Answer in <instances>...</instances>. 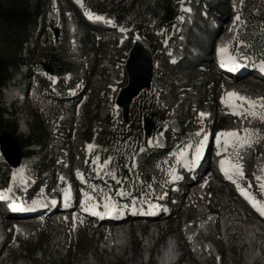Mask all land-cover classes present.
<instances>
[{"label": "rangeland", "instance_id": "obj_1", "mask_svg": "<svg viewBox=\"0 0 264 264\" xmlns=\"http://www.w3.org/2000/svg\"><path fill=\"white\" fill-rule=\"evenodd\" d=\"M2 1L4 3L8 2L7 0ZM24 1H27L32 7H35L37 5L39 6V8H42L43 15L42 18L38 21V26L35 27L31 25L29 27L31 37L29 36L30 39L28 38V43L24 44L23 46L22 55L28 57V60L30 61L28 67L25 68L21 66L19 70L14 71L11 80L2 91L4 107L7 111L4 118L11 124L16 123L19 132L23 135L24 140H28L31 137L33 139L34 136H31V133L34 129V126L37 125V119L34 115L35 111L46 113L47 110H52L53 112H55V108L57 106L66 108L68 105H70L72 109H75L74 115L72 114L73 112H70V120L65 121L64 124L60 121L59 116L56 122L57 131L54 132V135L56 136L52 140H46L44 145H41L38 143L39 140H36L39 139L41 135L39 133H36V136L34 138L35 142L31 143L33 144L31 147H28V149L30 148L31 151H38V157L33 158L31 157L32 153H30L31 159L38 160L39 157L43 156L44 160L41 163L43 175H45L50 170L48 177L49 179L45 184L48 185V187H51L53 178L55 179L57 173L61 172V169L58 167V164H61V158L59 157L60 155H57L58 153H60V151H58L59 146L62 145L63 150H65L64 152H61L64 160H67L66 158H68L69 163L70 161H73L76 165L83 166L85 163L84 161L87 160L89 155V142L87 140V136L90 128H92V131L94 129H97L98 126L100 128H106L103 119L107 116V113L112 115V121L114 125L111 126L114 127L115 131H118L117 127H119L121 123L126 125H129L130 123L129 120H127V116L124 117V109L118 104L117 101H115L116 95L112 90H110L111 83L108 79L104 80V77L107 74V70L101 68V65L104 62L103 55L105 54V52H107L106 49H109L111 45L99 43L95 39V31L87 28L83 24H80L82 32L85 35L88 34L87 37L85 36L83 42L76 40L75 38L73 46L68 39V17L70 13H75L76 7L79 4V0ZM224 1L226 2L221 4V0H196L194 6L195 14L199 15V13H202L203 11L206 14L219 12L220 14H225L227 17L230 15L232 17L236 16L231 11V3H235L237 0ZM209 2L211 3L210 5H208ZM87 3L88 5H92L93 7H95L100 12L99 16H102V14L107 13L113 9H115V15L120 16L121 19L124 18L126 13H130L131 16L127 23L132 27L129 30L125 31L126 36H129V38L133 37L136 31H141L142 33L146 34L147 43L150 45L152 50V52L151 50L150 52L156 58L157 63L160 64L162 73L161 79L158 81V84L155 83L153 86H151L152 89H148V91H153L154 93H157L159 95V102L161 103L162 108L169 111V119H172L174 116H172L170 103L174 106L173 109L176 108L175 106L179 105L176 103L179 102L178 98H180L181 95H175L174 92L176 87L173 86V83H175L174 80L178 79L179 76L174 80H172L173 78H171L172 72H177V67H171L169 64L170 62L168 63L167 61L170 55H176L177 52L174 51V47L170 49L171 45L173 46V42H168L167 40L173 39L176 42L178 38H181L182 36L181 31L186 32L187 28L183 26V28L177 29V26L182 23L181 18L178 19L177 24L171 30L168 28L167 24H165L164 27H161L162 25L159 26L160 22L156 23L154 21V13H157L161 16L162 14H164V7L167 6H171L173 9L176 8L178 10L177 4H180L181 0H87ZM226 5H229V7H227ZM242 5V7H244L242 10V16L245 22V25L242 28V30H244V34L242 35V37L245 39L246 44L252 46V44H254V36H256L257 33L264 36V0H250L248 3L246 2ZM60 18L62 20L61 22H59ZM78 21H80V17ZM51 28L59 31L58 40H55L54 34L51 32ZM218 29L219 32L221 31L224 33L225 24L222 26L219 23ZM197 32L202 33L200 29H197ZM119 38L120 35H118V39ZM76 42L78 45H81L83 43L82 49H79L82 53L81 59L83 58L81 64H84V66L90 65L91 69L94 72L100 73V75L103 77V80L96 81L91 93H86L85 95H83L81 102L78 103L77 106L75 104V101L68 104L65 103V101L67 100L64 99V102L58 103L53 98V96L47 97V93L40 94L38 91H43L44 88L49 90V85H35L36 83L32 84L31 82L32 79L37 81L36 77L33 78V73L36 72L37 69L41 68L45 57H50L56 47L60 49L58 55H60L61 61L66 63L67 65H70L71 70L74 69L75 72H78V67H71V63L73 61H80L79 57L73 53V49H75L76 47ZM131 44L132 43L129 40L123 44L120 43V40H118L117 44L113 46L114 49L111 51L115 53V55L113 56L114 65L126 66ZM8 49L10 50V48L6 44L2 46V51H7ZM208 49H210V46ZM243 49L245 48L243 47ZM247 49L251 54V49ZM208 52L211 55L213 51L211 50L204 52L203 67L206 66L209 72L206 73L202 69L195 70L197 74H203L204 76H206V81L208 84L206 86L208 87L205 88L207 92L205 94L206 96L204 97V100H210V103L206 102V104L203 103L201 106H203V110H206L207 112L208 110H214V107H216L217 105V99H220V97L214 96V86L220 87V79L225 80L224 77H220L219 75H217L214 71L215 69L210 65V62L207 63V61L205 60V54L207 55ZM72 56L74 57L72 58ZM206 57L209 58L210 56ZM260 57L264 60V51L260 54ZM167 64L171 68H169ZM185 68L186 70H188L187 67ZM40 71L43 72L42 69ZM180 75H186V72L181 73ZM183 77L185 78V76ZM127 79L128 77L126 73L124 82L121 85L124 86L127 82ZM241 82L255 83L254 80L251 82L242 81V79ZM228 88L230 87L227 86V89ZM189 89L191 90V87H189L188 90ZM177 91L180 92V88H178ZM12 93H14V95H12ZM173 93L174 95L172 97L171 95ZM262 93H264V90L262 91ZM191 99H194V97H190L188 102ZM25 100L26 103L23 107L21 106L22 109L20 111H17V113H11L15 110V107L20 108L19 105L23 104ZM181 104L182 105H180V108L182 111L179 116H182L186 113V107L184 105L185 103ZM130 106L131 103L129 104V107ZM246 109L248 111V108ZM253 110L257 113V115L253 116L247 113V117L241 118V123L246 126L245 129L258 130L259 135L256 138L259 139V142L253 143L251 146L235 145V152H233L237 155V157L247 155V153H244L242 151L243 147H247L248 151H252L253 149H255L252 151V153H254V151L259 152L258 154H255L252 168L254 167V165H260L261 161H263L264 163V121L260 119V115H264V108H261L259 105H257ZM193 113V116H195V113H197L196 115L197 118H199V122L190 123L191 118L190 116H188L187 118H185V125L180 126L183 128V135L193 136L194 142H198L203 132H206L208 128V122H205L203 120V122L201 123L200 113ZM221 115H223V113H218V116ZM207 118L211 120L210 127L214 133L218 130L219 126H221L220 123L222 120H220L219 117L215 121V119L211 118L210 115L207 116ZM246 118L249 119L246 121ZM96 119L99 120V123L93 122ZM221 119L225 120L224 118ZM238 120V118H233L232 121ZM248 121H250L251 124H247ZM198 123L200 124L198 125ZM51 125H54V122L51 121ZM60 126H65L66 128L64 129V137L62 139L58 137L60 133ZM196 133H200V135L197 136ZM164 135L166 138L168 137V142L170 143V145L174 144L175 141L179 142L178 145L184 141L181 137H174L173 134L166 133ZM244 136L245 133L239 134V139L243 140ZM191 138L192 137H189V139ZM189 144L191 145L192 143L190 142ZM175 147L176 150L181 149V146ZM28 149H26V151H28ZM146 160L150 161L151 163L153 162V164H159L158 168L152 170L154 174V176H152V179L148 180L151 184H153L152 186L155 187L156 184L161 183V180L164 179L166 172L159 169L161 167L162 161L156 155L148 156L146 157ZM150 162H146L148 163V166L151 165ZM109 168L111 169L110 165ZM256 168L259 167L257 166ZM72 170L71 174H74L76 172L75 166ZM132 170L134 172L133 168ZM6 171L7 168L0 167V183H3L5 180L8 174V172ZM149 171L150 170L141 171V176L138 172H134L133 176L134 181H136L135 192L142 194V196L148 195V202L151 201L150 196L152 195V192H154V189L148 190V187L144 186L149 182L143 177V175L145 173H148ZM88 172L89 174H91L93 171L89 169ZM202 174H204V171L202 172ZM160 177L162 179H160ZM42 179L43 176H41V178L39 179V184H42ZM207 180H209V178H207ZM145 181H147L148 183L146 184ZM131 183H133L132 180ZM131 183L127 184L126 188L129 187ZM221 184H223V182H216L215 187L213 189H210L209 195L211 196V207H214L215 210L221 212L222 216L219 214L218 215L220 216L221 221H223L224 223V221L227 220L224 215H228L226 213L228 212L226 210V208L228 207L226 206L233 193L229 190V187L232 188L230 185L228 186L225 184L226 187H224L221 186ZM91 187L97 193L105 192V188L103 187H98L96 185ZM184 190L187 189L185 188ZM187 191L189 192V190ZM191 198L192 201H194V198ZM191 198L190 196L187 197V202H184V200L181 199L180 206H173L175 214H172L171 217L169 216V218L166 219L167 222L165 221L161 223L162 225H164L162 226L164 228L159 233V236L163 237V240L170 236V234H172L173 236L177 235L181 238H179V241L182 240V242L184 243V249L188 251V255L187 257H185V260H188L187 263L191 262L190 258H194V256H192L193 249L191 245L185 241L186 238H184L183 231L180 230L183 223H195V227H198V225L202 223L198 221L200 220V218L198 217V211H201L203 209V205L207 202V200H205L203 204L199 202V204L194 205V203L190 201ZM179 210L181 211L180 213H178ZM223 210L225 211V214ZM74 214H77V211H75ZM243 221H247V219ZM9 222L12 223L11 221ZM31 222L35 224L29 232H27V230H23L21 232L14 231V233L10 237L9 244H7L5 249H0V264H142L143 262H147V245H152L153 241L155 240V238L151 239L149 226L156 225L152 224L150 220H141L128 224L127 227L124 228L128 233V235L126 236L127 247L125 249L124 246H120L115 253L103 249L104 243L102 241H106L105 237L107 236V234L109 235V230L102 229V227L96 226L86 219L81 220L77 216L75 217V219H72V217H70L68 218V221L64 223V228H58V223L54 220H50L48 222ZM236 222L237 221L235 220V222H233L232 224H236ZM129 229L132 231V233L129 232ZM140 231L144 235L141 236ZM217 231L220 230L217 229ZM121 232L119 231V233ZM102 236H104L103 239ZM66 240L68 242L67 245H65ZM197 240L199 241L198 238ZM210 241L215 242L217 244V248H219V251L223 253L222 264H248L250 255L252 254L251 251L246 247H241L237 248V253L231 252L228 247V243L225 240V234L223 235V237L218 234L216 238H213V235H211L206 237L205 239H202L205 247L206 245L210 244ZM122 242H124V240H122ZM118 245L121 244L119 243ZM234 245L235 247H238L240 245V242L237 240L235 241ZM155 249L157 250L158 246H156ZM156 252V254H158L159 250ZM209 253L211 257L207 259L208 256L204 255V261H202L201 264H219V261L217 260L216 254L213 252V250H211V252ZM156 254L155 258L149 264H158V256ZM262 259H264V256H262Z\"/></svg>", "mask_w": 264, "mask_h": 264}, {"label": "bare ground", "instance_id": "obj_2", "mask_svg": "<svg viewBox=\"0 0 264 264\" xmlns=\"http://www.w3.org/2000/svg\"><path fill=\"white\" fill-rule=\"evenodd\" d=\"M221 1H222L221 4L224 3V2H226L224 0H221ZM249 1L250 0H237L234 3V4H237L240 7V9L237 10L236 12L235 11L232 12L236 16L232 17L230 15L229 18L231 20L232 19L235 20L237 18V16L239 15L240 20L239 21H235L234 24L232 23L231 20L229 21V23H226L224 33L220 31L219 36H217V34L219 32V30H218L219 23H217V21H215V20H214V22L216 23L215 25L205 24V25H202V26L196 25L195 24V21H193L194 22V26H195V30L200 29L202 31V33L201 32L196 33L195 31L192 30V26L191 25L193 24V22H191L190 24H188L189 26L188 25L186 26L187 31L186 32H183L182 39H180L184 43L182 42L183 45H182L180 51H177V57H176V61L177 62L176 61L173 62V64L179 63L181 65L180 66H175V65H171L168 62L171 67H177V69H176L177 72L176 73L175 72H172V74H171V78H173L172 80L178 78V76L180 78V79L178 78V79L174 80L175 83H173L174 84L173 86L176 87L175 92H174L175 95L176 96H180L181 95L180 98H178V101L179 102H177L176 104L182 105L181 103H186L188 97L191 95V90L190 89L189 90L187 89L186 91H181L180 90V92L177 91V89L180 88L181 82L183 81V79H181V75L180 74L186 72V68L184 67V65L194 66V65H199L200 64V67L203 68L204 52H207V51L212 50L213 52H212L211 55L209 53L207 55L205 54V60L207 61V63L208 62H211L210 65L214 69H216L215 63H214L216 60H214V55H213L214 54V51H215V43L217 41H220V42H223L226 45L230 46L229 40H231L232 38H231V34H227L226 33V30L227 29H229L230 27H231V30L232 31H235L236 29H238L237 41H239V43H240V49H241V47H244L243 45L248 46V44L245 43V39L242 37V35L244 34V30H242V28L245 25L244 24L245 23L244 22V18L242 16V10L244 8V7H242L243 6L242 4H244L246 2L248 3ZM226 6L229 7V5H226ZM238 6H236L237 9H238ZM89 8H90V6H89ZM193 14H194L193 12H190V15L189 16L192 17ZM196 15L197 14H195V16ZM79 17L80 16L78 14V11H75V13H73V14L70 13L69 14V17H68L69 18L68 19V22L70 23L71 20H74V21L79 20ZM195 19H197V17H195L194 20ZM88 24H91V23H88ZM106 24H107V26L109 25L108 23H106ZM222 24L223 23L220 22V25H222ZM228 24H230L231 26H229ZM83 25H85L87 28H90L92 30L95 29V27L92 26V25H86V23H84ZM191 30L193 31V33H192ZM215 36H217V37H215ZM184 38H188V39L184 41ZM68 39H69L71 45L74 46L75 35L72 32V30L68 33ZM125 39H127V40H125ZM119 40H120V43H122V44L129 40L132 43L131 44V47L134 46V45L135 46L136 45L141 46L150 55L151 65H152V81H151V86H153L155 83L158 84V81L161 79V74H162L161 73V69H160V64L157 63L156 58L151 53L152 50H151L150 45L147 43V41L138 38L135 34L133 35V37H130L129 38V36H126L125 31L124 32H120V38H119ZM170 40H171V42H173V46L171 45V47H174V46H177L178 45V41L175 42L173 39H170ZM230 42L232 44L234 42L233 39ZM209 46H210V49H208ZM79 47H83V46L78 45V46L75 47V49L77 51V53H76L77 56L80 58V56H81L82 53L79 50ZM113 49L114 48H113L112 45H111V47L109 49H106V51L109 52V53L105 52V54L103 55L104 62H103L102 65H104V66L101 65V68H103L104 70H107V74L104 77V80L105 79H108L109 80V82L111 83L110 90H112L114 92V94L117 95V92H118L117 89L119 90L123 86L121 84L124 82V78L126 76V66L125 65H122V66L114 65V57L113 56L115 55V53L111 51ZM150 50H151V52H150ZM230 50H232V47L230 48ZM193 52H196V53L193 54ZM241 52L242 51L239 50V52L237 53V55H240ZM206 56H210L209 57L210 59L207 58ZM211 58H212V60H211ZM207 59L208 60H211V61H208ZM229 64L231 65L232 63H229ZM170 66H169V68H171ZM206 69L207 68L205 67L202 70L205 71L206 73L209 72V70L208 69L206 70ZM245 72L246 73L248 72V73H251V74H257L258 73L256 67H247L245 69ZM202 75L203 74H201V76ZM190 76H191V74H186L185 75V78L188 79ZM98 80H103V77L100 75V73H96L94 71L92 73V71H91V74H90L88 72V77L86 79H84V84L85 85L87 84V88H88V92L89 93H91L94 84ZM253 80H254L255 83H250V82H248V83L247 82L246 83L244 82L243 83V82H241V79H239V77H236V80H234L232 83H227V85L223 83V87L222 86H220V87L214 86L215 87V90H216V91L214 90V96L215 97H217V96L218 97H221V96L222 97H225V93L227 94L226 96H229L230 93H237V94H239V96L247 97L248 99L256 102L257 105H260L262 102H264V95H262L264 93H262V91H261V89L264 90V88H262V86H261L262 81H260V80H258L256 78H253V77H247L245 79H242V81H251V82ZM257 83H259L260 85L257 84ZM227 86H229L230 88L236 87V89L233 90L232 92L227 93V90L230 89V88L227 89ZM223 88H225V89H223ZM200 91L201 90H199L198 92H200ZM174 93L171 95L172 97H173ZM12 95H14V93H12ZM23 99H24V96H23ZM228 101H230V99ZM197 102H198L197 99H195V100L194 99H191L185 105L187 106V109H190L191 107L192 108H195ZM261 108H264V107H261ZM191 111L192 110H187V112H189L188 114H189V116L191 118L190 119L191 120L190 123L199 122L198 121L199 118H195L193 116L194 113L191 112ZM107 112H109V111H107ZM203 114L204 115L200 117V122L201 123L203 122V120L206 122L207 112L206 113L203 112ZM212 114H213L212 116H214V112ZM109 116H112V115H110L109 113H107V116L103 119V121L105 122V126L106 127H109L107 125V121H106ZM219 117H220V120H222V121L220 123L221 126H219V128L217 127L218 128V130H217V133L218 134L219 133H222V132H231V131H236L238 134L245 133V127L246 126L241 123L242 122L241 120L240 121L239 120L238 121H231V120H233L232 117L231 118H226L225 116H217V114H216V120ZM175 118L176 117H173L172 119L169 120V122H166L164 124V128L167 129V128L173 127L175 129H177L178 128L177 126H179V125H176ZM221 118H224L225 120H223ZM248 119L249 118H246V121ZM64 120L65 121H69L70 120V117H68V118L65 117ZM199 124L200 123H198V125ZM222 124H223V126H222ZM247 124H251V122L248 121ZM247 128H248V126H247ZM153 139L154 140L157 139V136L154 137ZM158 139H159V137H158ZM163 144L164 143L161 142L159 145H163ZM165 146L166 145L159 146L156 149H157V151H161V150L165 149ZM253 150H255V149H253ZM252 151H248V154L245 155L246 157L243 156V155L241 157H237L236 154L231 155L229 153L228 155H224L223 158H222V160L229 161L232 165L242 166L243 176H241V175L240 176L242 177V180L244 181L243 184L244 185H247V187L249 189H250V187H252L253 190H254V194L256 196H258L259 195L258 194L259 192H258V187L256 186V184L257 183H261V181L260 180H257V178L254 176V168H255V165L252 168V163L254 162L255 154H258L259 152L254 151V153H252ZM233 152H235V150H233ZM143 156L144 155L142 153H140V156L137 158V160L135 162L138 163L143 158ZM185 157H186V155L184 156V159H185ZM1 161H3V163L5 164L1 168H7V171L6 172H10V173L13 172V173H17L19 175H22V174L27 173L28 170H30V168H31V162H32L29 157H25V158H23V160L21 161L20 165L17 168H13V167L7 165V163L5 162V160H4V158H3L2 155H0V162ZM84 162H85L84 163V165H85L86 164V161H84ZM146 162H148V161H146ZM146 162L140 164V167L143 168V171L149 170V169H147L149 166H148V163H146ZM210 164H211V162H210ZM84 165L83 166L76 165L73 161H70L69 167L67 169H63L62 170L63 171L62 173L66 174L67 176L68 175L69 176H72L73 173L71 174V170L75 166L76 173H77V171H81V172H83L85 174ZM21 170H23V171H21ZM72 172H73V170H72ZM100 172L101 171L98 170V173L97 174H100ZM210 173H212L211 174V180H217L216 179V173H215V171L213 169H211V172H209V173L205 172V174L203 175L204 178L207 177V175L210 174ZM235 173H238L239 174V172L237 171V169H236ZM152 174L153 173L150 170L148 173H145L143 175V177L148 181V180H151L152 179V176H154V174L153 175ZM100 175L101 176H104L105 174L103 172ZM162 183H163V181L161 180V183H159V184H162ZM225 184L228 185V186L230 185L232 187V188L229 187V190L233 193V188H234L233 183H230L228 181H224L223 182V186L224 187H226ZM149 185H152V184L149 182L145 186L148 187ZM179 187H181V186H179ZM191 188H193V187H191ZM209 188L210 187H206L207 190ZM262 190L264 191V185H263ZM189 192H190V190H189ZM189 192H187V193H189ZM234 198H235V195L233 193L232 194V197H231V201H228V204L226 206V207H228V208H226V210L228 211L226 213L229 215V217L227 218L228 215L225 216L227 220L224 221V223H222L223 224V231H224L223 233L225 234V240L228 243V247L231 250V252H234V253H237V248H241V247L244 248V247H246L252 253L250 255L248 264H264V259H262V256H264V248H263L264 247V228H263V226H261L260 224H258L256 221H254V215H253V218H250V219L248 218L247 221H243V219H241L240 214H236V212H235L236 210L234 211V209L232 208V205L231 204H232ZM181 199L184 200V195H183V197ZM181 199H180V201H181ZM201 201H202V199H200L198 197H194L193 203H194V205H196V204H199V202H201ZM85 202H89V200H85ZM85 202H84L83 199L80 200V204H83ZM0 204L3 205V203H0ZM162 205H164V203H162ZM18 207H20V206H16V208H18ZM47 209H48V211H50L53 208L52 207H49ZM8 210H9V212H11L12 210L14 211V208L13 209H8ZM180 212L181 211L179 210L178 213H180ZM202 212H204V209H202L201 211H199V217L200 218H202V216H203V213ZM22 214L25 216L24 218L28 217L30 219H28V220H23L22 219V221H24V222H22L21 226H19L20 225L19 223H16L18 225H16L13 228V230H22V228H23V230H27V232H29L34 227V224H35V223L33 224L31 221H33L34 218H40V216H36V217L32 218L27 211H22ZM53 216H54V214H51L50 215V217H53ZM237 217H239V219ZM134 219H137V218L130 219L131 221H129L128 223H126V225H124V226H127L129 223H132V222L141 221V220H135L134 221ZM148 220H150L152 224L156 225V226H149V230L151 232L150 233L151 234V239H153L155 237L154 234L156 232L161 231L163 229L161 223L162 222H165V221L159 222L158 221V218L148 219ZM235 220L237 221L236 224H232L233 222H235ZM239 220H240V222H239ZM212 223H213V218L212 217H209V219H207L204 222H202L201 224H199L198 227H195L196 226L195 223L194 224H192L191 222L190 223H183L182 228H181L180 231H183V235H184V238H186L185 241L187 243L190 244V241H192L193 239L197 240V238L199 239V241L201 243L202 242L201 239H205L203 234L207 235V229L209 228V226ZM124 226H121L119 228V229L122 230L121 234L117 233L116 235H113V236L107 234V236L105 237L106 238V241H102L104 243V248H106L107 250H109V252L111 251V252L115 253L116 250L120 246H124L125 249H126V247H127L126 246L127 245L126 236L128 235V233H127V231H125ZM151 229H153V230L151 231ZM129 232L132 233V231L130 229H129ZM198 235H199V237H198ZM103 238H104V236H102V239ZM171 238L172 239H177V241L179 243V248L180 249H182V248L184 249V243L182 242V240L179 241V238H180L179 236H177V235H175V236L171 235ZM122 240H124V242H122ZM237 240L240 242V245L238 247H235L234 243ZM1 242L2 241H0V243ZM119 243L121 245H118ZM210 243H212V241H210ZM164 245H165V242H164ZM195 248L197 250H199V246H197V243L195 245ZM200 248L202 249V251H200V252H202L204 255L207 256V252H210V248L211 247H210V244H209V245H206V247L204 246V248L203 247H200ZM167 252H169V255H171L173 253V249L170 250V251H167ZM218 252H220V251H218ZM185 255L187 257V255H188V251L187 250H186ZM192 256H194V258H190V261H191L190 263L191 264H201V262L204 261L203 260V257L200 258L198 255H196V253L194 251L192 252ZM164 259L165 258L162 259V262L165 261ZM166 261H167V258H166ZM173 262L174 261H172V263ZM145 263L147 264V262H143L142 264H145ZM179 264H182V263L180 262Z\"/></svg>", "mask_w": 264, "mask_h": 264}, {"label": "trees", "instance_id": "obj_3", "mask_svg": "<svg viewBox=\"0 0 264 264\" xmlns=\"http://www.w3.org/2000/svg\"><path fill=\"white\" fill-rule=\"evenodd\" d=\"M4 3L0 0V133L8 132L12 134L22 146L23 156H28L26 149L31 147L35 142L36 133L41 136L38 143L44 145L45 141L53 134L51 121H55L62 111L60 106L55 108V112L47 110L46 113L35 111L37 125L34 126L31 136L24 140L23 135L19 132L16 123H9L5 118L6 109L3 102V89L7 86L12 78L13 72L19 70L23 65L28 64L29 60L22 55L24 44L30 36L29 27L36 26L38 20L42 17V8L39 6L32 7L24 0H7ZM118 24L127 23L129 14L126 13L124 18L108 13ZM164 22L169 28L174 27L177 22L178 14L170 6L164 7ZM141 39H146V34L136 31ZM8 35V36H7ZM7 45L10 50L2 51V46ZM7 49V48H6ZM254 52L261 54L264 50V36L257 33L254 36L252 45ZM59 48L56 47L50 57L46 56L43 65L51 69L53 77H60L70 70V67L61 61ZM42 66V65H41ZM12 72V73H11ZM41 94V93H40ZM39 95V94H38ZM53 104V103H51ZM129 116L131 125L125 132H115L112 129H99L93 140L94 152L100 155L104 160H108L112 168L126 175V180L130 177L129 163L136 149L145 145L147 140L148 128L154 129V134L161 130V123L168 117V113L161 109L158 96L153 91L142 93L131 105ZM87 140H92V133L88 132Z\"/></svg>", "mask_w": 264, "mask_h": 264}, {"label": "water", "instance_id": "obj_4", "mask_svg": "<svg viewBox=\"0 0 264 264\" xmlns=\"http://www.w3.org/2000/svg\"><path fill=\"white\" fill-rule=\"evenodd\" d=\"M55 38L58 31L54 30ZM43 69L51 73V69L43 66ZM128 81L122 87L118 104L123 106L125 112L129 111V104L133 103L140 94L150 88L152 81V65L150 55L138 45L130 48L127 63ZM148 137L153 136V128H148ZM0 152L13 167H18L23 159L21 143L10 133L0 134Z\"/></svg>", "mask_w": 264, "mask_h": 264}, {"label": "snow or ice", "instance_id": "obj_5", "mask_svg": "<svg viewBox=\"0 0 264 264\" xmlns=\"http://www.w3.org/2000/svg\"><path fill=\"white\" fill-rule=\"evenodd\" d=\"M185 11H190V9H185ZM89 18H91V17H89ZM96 19L102 20L104 18L97 16ZM237 19H239V17H237ZM108 22L110 23L111 21H108ZM121 31H125V30L121 29ZM223 51L225 52V54L227 53V49H225ZM228 58H229V60L232 59L230 56ZM230 70L234 71L235 70L234 66L230 67ZM261 70L264 71V68H262ZM229 99L230 100L235 99L236 101L240 102V106H243L246 104L248 106V114L253 115V116L257 115V113L253 110L256 107V102L248 99L247 97L239 96V94H237V93H230ZM259 106L264 107V102H262ZM233 114H240V113L234 112ZM200 115L203 116L204 114L201 113ZM260 119L262 121H264V115H260ZM196 135L199 136L200 133H196ZM258 135H259L258 130L245 129V136H244L243 140L239 139V134L236 131L219 133V134H217L216 139H217V143L219 144L221 137L227 138L225 140V146L229 145V141H233L235 145L251 146L253 143L259 142V139L256 138V137H258ZM206 139H207V137L205 136V137H203V139H201L199 141V147L196 149V158L197 159H199L200 149L204 146V141H206ZM92 147H93L92 145H89V148H92ZM189 147H191V146H189ZM141 151H143V149H141ZM180 155H181V157H183L185 155V153L181 152ZM105 163H107V161ZM225 165H228L229 168L236 167L237 171L239 172V175L243 176L242 166H235V165H232L229 161L222 160L221 161V168H222V170L225 171L226 176L228 175V172H227V170H225V167H224ZM21 171H23V170H21ZM229 178H231V177H229ZM173 179L174 180L178 179V177L173 176ZM257 179L259 180L260 178L257 177ZM233 182L235 183V181H233ZM237 187L239 188V185H237ZM241 194L245 195L246 198L249 199V201L253 204V207L256 208L257 211H259L261 215H264V203H259V202L255 201L252 197L248 196L247 193H245L243 190H241ZM85 195H87V194H85ZM65 196L67 198V193H65ZM104 199L106 201H111V196L105 195ZM89 200H91V197H89ZM53 203H55V201H53ZM93 207H95V205H93ZM103 208L105 210V214H109L110 212L116 210V205L112 204L110 202H106V203H104ZM88 210L89 209H87V208L85 209V211H88ZM91 214L92 215H99V213H97L95 211H92ZM101 218H103V217L101 216Z\"/></svg>", "mask_w": 264, "mask_h": 264}, {"label": "built area", "instance_id": "obj_6", "mask_svg": "<svg viewBox=\"0 0 264 264\" xmlns=\"http://www.w3.org/2000/svg\"><path fill=\"white\" fill-rule=\"evenodd\" d=\"M119 92V91H118ZM118 92H117V95H118ZM117 95H116V97H117ZM124 125H126V124H124ZM130 125V124H129ZM129 125H126V126H129ZM125 128L123 127V126H121V127H119V131H123Z\"/></svg>", "mask_w": 264, "mask_h": 264}]
</instances>
